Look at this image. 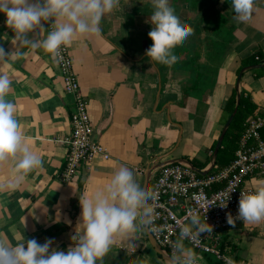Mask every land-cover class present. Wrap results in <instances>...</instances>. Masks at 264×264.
Instances as JSON below:
<instances>
[{"label": "crops", "instance_id": "obj_1", "mask_svg": "<svg viewBox=\"0 0 264 264\" xmlns=\"http://www.w3.org/2000/svg\"><path fill=\"white\" fill-rule=\"evenodd\" d=\"M170 5L192 28L173 49L178 55L172 64L146 55L152 43L151 0H120L102 18L98 36L77 38L66 47L88 103L93 138L110 156L81 165L76 179L66 184L57 179L66 154L58 139L70 131L71 98L48 53L22 49L19 57L11 54L17 45L0 14V37H7L0 38V47L5 59L10 54L0 60V75L12 82L6 99L15 105L30 149L42 160V167L29 173L16 190H0V238L13 246L22 239L25 244L30 239L51 241L50 251L67 250L80 232L79 198L103 187L118 166L133 169L143 184L142 167L149 159L153 164L172 152L168 159L205 162L210 157V162L227 120L223 108L235 88L240 61L264 53V0H253L252 15L243 22L235 17L231 0H170ZM29 35L43 39L46 33L39 37L37 29ZM261 70L258 77L254 71L244 73L239 83V91L256 105V116H264ZM260 137L264 141V128ZM6 176L7 169L0 167V182ZM244 186L255 191L264 187V178L248 179ZM142 231L138 225L133 233L115 234L98 264H166L146 249L139 239ZM220 237L239 262L264 264V220L244 221Z\"/></svg>", "mask_w": 264, "mask_h": 264}, {"label": "clouds", "instance_id": "obj_2", "mask_svg": "<svg viewBox=\"0 0 264 264\" xmlns=\"http://www.w3.org/2000/svg\"><path fill=\"white\" fill-rule=\"evenodd\" d=\"M151 2L148 37L152 43L146 55L155 62L172 64L178 55L173 49L191 35L192 28L179 18L170 0ZM119 5L120 0H0V14L13 33L11 41L17 45L12 55H23L22 49H42L56 59L61 49L69 47L77 38L98 36L102 18ZM231 5L239 21L251 17L253 0H231ZM47 21H51V30L43 26ZM37 29L39 37L46 33L43 39L30 38L29 34ZM7 59L0 47V60ZM11 83L7 76L0 75V167L7 169L0 190L8 192L16 190L29 173L42 167L41 157L30 149L20 131L15 105L6 99ZM152 198L151 189L137 182L134 170L120 165L103 187L79 198L80 232L73 238V247L50 251L51 241L40 244L30 239L25 244L22 239L13 246L0 238V264H98L108 253L115 234L133 233L138 225L148 231H158L154 226L158 214L148 203ZM236 219L248 223L264 220V187L240 192ZM228 223H234L231 215ZM211 232L212 227L192 213L190 223L180 226L179 238L172 244L167 264H198L197 253L192 247H186L184 240L198 242L202 233ZM224 260L226 264H234L230 257Z\"/></svg>", "mask_w": 264, "mask_h": 264}, {"label": "built area", "instance_id": "obj_3", "mask_svg": "<svg viewBox=\"0 0 264 264\" xmlns=\"http://www.w3.org/2000/svg\"><path fill=\"white\" fill-rule=\"evenodd\" d=\"M50 23L44 22L45 29L51 30ZM53 60L61 76L63 91L71 98L70 131L58 139L66 154L57 179L66 184L76 179L81 165H87L96 158L108 160L110 156L93 138L88 103L80 91L67 48H62L60 56ZM262 128L264 116L248 120L235 158L223 170L199 176L188 163L181 162L165 165L152 175L149 188L153 198L148 203L158 214L154 220L158 231L149 232L168 256L172 252V244L179 238L181 224L190 223V215L195 213L201 222L205 221L212 227V232L202 233L198 242L184 240L185 246L192 247L197 253L198 264H207L206 256L218 264H226L224 257H230L234 264H245L234 258L220 233L244 223L236 219L240 192L254 191L245 187L244 182L255 177L264 178ZM224 204L226 206L222 207ZM228 215L232 216L233 224L228 223Z\"/></svg>", "mask_w": 264, "mask_h": 264}, {"label": "trees", "instance_id": "obj_4", "mask_svg": "<svg viewBox=\"0 0 264 264\" xmlns=\"http://www.w3.org/2000/svg\"><path fill=\"white\" fill-rule=\"evenodd\" d=\"M263 63H264V53L256 52L252 54L251 56L240 61V65L236 71V76H238L239 73L242 71V69L246 67L260 65ZM253 73L256 77H258L263 74V71L258 70V71H254ZM237 93H238L237 89L234 88L229 99L225 102V105L223 108V114H224V117L226 118H228L233 112V109L236 104ZM239 95H240L239 105L237 108L236 115L231 123L230 128L228 129L224 137L222 146L220 150L218 151V154L216 157L214 168L212 169L211 172L223 170L234 160L235 152L238 148V142L241 137V134L243 133L248 120L256 116L255 112L257 110V107L251 101L249 95L246 94L243 90L239 92ZM215 143L216 142H214L211 152L213 151ZM209 158H207L205 162H199L193 158L182 157V159H186L194 168L198 170L205 169V167L207 166L209 162ZM157 257L160 259L159 256ZM204 259L207 264H218L217 262L213 261L211 258L207 256L204 257Z\"/></svg>", "mask_w": 264, "mask_h": 264}, {"label": "water", "instance_id": "obj_5", "mask_svg": "<svg viewBox=\"0 0 264 264\" xmlns=\"http://www.w3.org/2000/svg\"><path fill=\"white\" fill-rule=\"evenodd\" d=\"M264 68V63L263 64H260V65H255V66H249V67H246L244 69H242V71L239 73V75L237 76V79H236V85H235V88L237 89V96H236V104H235V107L233 109V112L232 114L227 118L225 124L223 125V128L221 130V133L218 137V139L216 140V143H215V146L213 148V151H212V155H211V159H210V162L208 164V167L207 169L201 171V170H198L196 168H194L186 159H182V158H179V159H174V158H171V159H168L172 152L171 153H168L166 155H163V156H160L158 158H156V160L153 162L152 165H150L145 173H144V181H143V184H147L149 187H150V182H151V178H152V175L161 167L165 166V165H168V164H177V163H181V162H186L189 164L191 170L193 172H195L196 174H198L199 176H205L207 175L208 173H210L212 171V169L214 168V164H215V161H216V157H217V154H218V151L220 150L221 146H222V143H223V140H224V137L228 131V129L230 128L231 126V123L236 115V112H237V108H238V105H239V98H240V95H239V83H240V79L242 77V75L246 72H251V71H256V70H261ZM181 141V134L178 135V139H177V143H176V147L178 146L179 142ZM144 229V233H145V237L147 239V242L149 244V246L152 248V250L154 251V253L160 257V259L167 264V257L168 255L161 250V248L157 245V243L155 242V240L153 239L152 235L150 234V232L143 228Z\"/></svg>", "mask_w": 264, "mask_h": 264}, {"label": "rangeland", "instance_id": "obj_6", "mask_svg": "<svg viewBox=\"0 0 264 264\" xmlns=\"http://www.w3.org/2000/svg\"><path fill=\"white\" fill-rule=\"evenodd\" d=\"M148 163H149V164H152V162H151L150 159H149L148 162H146V163L144 164V166L142 167L143 170L146 171V168H148V167H147ZM143 176H144V175H143ZM139 236H140L139 239H140L141 241L144 242V244H145V246H146V249H147L151 254H155L154 251L152 250V248L149 246V244H148V242H147V239H146V237H145V233H144V229H143V231L141 232V234H140ZM120 248H121V247H120ZM125 249L127 250V248H125ZM121 250L123 251L122 248H121Z\"/></svg>", "mask_w": 264, "mask_h": 264}]
</instances>
